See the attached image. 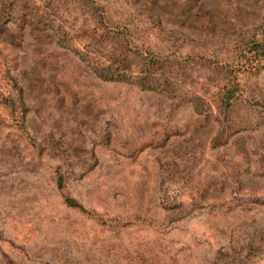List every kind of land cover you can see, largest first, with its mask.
Here are the masks:
<instances>
[{
    "label": "rangeland",
    "instance_id": "1",
    "mask_svg": "<svg viewBox=\"0 0 264 264\" xmlns=\"http://www.w3.org/2000/svg\"><path fill=\"white\" fill-rule=\"evenodd\" d=\"M263 16L264 0H0V264H264V67L238 72L251 101L218 138L214 112L92 68L183 56L190 37L225 57ZM180 61L185 94L214 104L223 72ZM14 80L26 129L1 102Z\"/></svg>",
    "mask_w": 264,
    "mask_h": 264
},
{
    "label": "trees",
    "instance_id": "2",
    "mask_svg": "<svg viewBox=\"0 0 264 264\" xmlns=\"http://www.w3.org/2000/svg\"><path fill=\"white\" fill-rule=\"evenodd\" d=\"M177 32L176 29L167 30L169 33V38L175 36ZM59 40L62 36L61 33L58 34ZM180 38L176 36V39ZM193 41V49L186 54H177V50L173 52H166L160 48L149 49L147 52L136 53L139 56L140 65L137 70H130L128 66L123 65L131 61L130 55L128 53L121 57L122 53L118 56L110 55L108 56L109 64L107 67H103L102 63L92 66L96 74L109 81H130L135 83L141 89L158 91L169 97H175L177 99H184L188 101L193 109L197 113H207L214 112L217 115L221 129L219 130L216 138L226 136L227 128H232V124L235 122L234 110L240 102H249L251 100H246V91L242 88V83L239 79L238 72L247 71L252 69H259L264 67V16L259 23H256L253 27L242 30L240 34L235 38H230L228 47L226 49L227 54L222 57L220 54L209 55L203 53L196 46L197 43L206 45L208 43L216 44V41L212 42L209 38H204L202 40H196V38H191ZM129 41V39H128ZM230 48V46H232ZM198 49L196 52L194 49ZM166 52V54H165ZM147 54V55H146ZM225 54V53H224ZM106 57V56H105ZM86 60H92V57L85 56ZM181 60H185L193 65H207L212 68L220 69L224 76L225 81L222 86L215 91L214 104L211 102H206V99L196 92V89L191 90V95H186L184 92L185 80H187V73L180 72L179 66L182 64ZM99 61V58L97 59ZM119 61L121 63L119 68H114V61ZM176 60V63H174ZM176 64V69L172 67ZM129 65V64H128ZM137 72V73H135ZM14 88H16L18 94L13 93L4 94L1 98V102H6L9 107L10 115L20 126V128L26 129L25 126V116L28 111V107L25 104L22 86H20L17 81L14 80ZM2 96V93L0 94ZM261 102V103H260ZM259 104L264 108V99L258 101ZM217 112V113H216ZM24 131V130H23ZM227 138H225V141ZM58 186L63 187V177L59 175ZM66 202L71 206H80L76 199L66 195Z\"/></svg>",
    "mask_w": 264,
    "mask_h": 264
}]
</instances>
